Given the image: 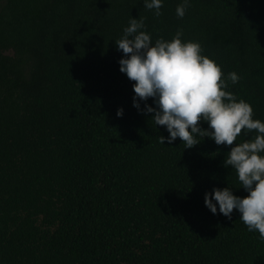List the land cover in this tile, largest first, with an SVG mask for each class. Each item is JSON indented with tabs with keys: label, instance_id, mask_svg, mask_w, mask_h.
Here are the masks:
<instances>
[{
	"label": "trees",
	"instance_id": "16d2710c",
	"mask_svg": "<svg viewBox=\"0 0 264 264\" xmlns=\"http://www.w3.org/2000/svg\"><path fill=\"white\" fill-rule=\"evenodd\" d=\"M182 3L0 0V264H264L258 231L204 204L214 187L248 195L232 146L161 144L119 71L132 17L153 43L180 31L264 122V0H189L180 18Z\"/></svg>",
	"mask_w": 264,
	"mask_h": 264
},
{
	"label": "clouds",
	"instance_id": "9594fccd",
	"mask_svg": "<svg viewBox=\"0 0 264 264\" xmlns=\"http://www.w3.org/2000/svg\"><path fill=\"white\" fill-rule=\"evenodd\" d=\"M164 0H143L144 7L161 15ZM189 0L176 8V15L183 18ZM143 20L131 18L124 35L115 44L123 55L119 58V71L134 81L133 106L140 110L144 101V113L152 114L155 125L164 126L168 135L160 136L159 142L172 144L177 138L191 148L208 136L217 145L232 146L224 166L236 170L240 187L248 195H234L230 187H214L204 193V204L212 214L219 213L231 220L233 210L248 231H258L264 238V122L253 119L251 105L228 91L222 79L221 67L202 54L198 41H182L177 31L171 40L163 38L152 42L143 30ZM232 84L239 80L235 72L228 74ZM152 98L153 105L147 100ZM123 114L117 110V116ZM206 121L207 129L199 126ZM242 129L255 130L254 138L233 143Z\"/></svg>",
	"mask_w": 264,
	"mask_h": 264
}]
</instances>
